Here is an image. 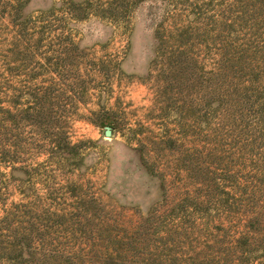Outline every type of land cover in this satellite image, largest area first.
I'll use <instances>...</instances> for the list:
<instances>
[{
  "label": "rangeland",
  "instance_id": "obj_1",
  "mask_svg": "<svg viewBox=\"0 0 264 264\" xmlns=\"http://www.w3.org/2000/svg\"><path fill=\"white\" fill-rule=\"evenodd\" d=\"M21 13L0 0V219L48 210L73 264H264V0ZM60 138L74 158L51 152Z\"/></svg>",
  "mask_w": 264,
  "mask_h": 264
},
{
  "label": "trees",
  "instance_id": "obj_2",
  "mask_svg": "<svg viewBox=\"0 0 264 264\" xmlns=\"http://www.w3.org/2000/svg\"><path fill=\"white\" fill-rule=\"evenodd\" d=\"M6 5V11L8 15L14 19L17 25L22 26V8L26 0H4ZM183 53V50H179V54ZM46 94V88L44 91ZM32 109V108H31ZM4 113H11L9 110L3 108ZM16 114L12 113L11 117ZM33 117V115H30ZM37 116V115H36ZM35 116V117H36ZM37 121V118H35ZM39 122V120L37 121ZM79 145L71 144L65 138L57 140L51 147V152L58 154L62 153L68 157L74 158L77 154ZM7 151L3 148V159L6 157ZM9 159V158H8ZM12 163L13 160H5ZM12 169H14L12 167ZM23 207V209H22ZM28 206L19 204L14 206L13 209L6 211L2 219H0V259L3 255V264H73V256L62 251L59 248H51L48 244V230L50 216L48 210L44 211L42 215L31 210ZM22 217H26L27 220H23ZM248 228H252L249 224ZM2 229H3V241H2ZM243 235L245 248L251 251V247L255 244V236L251 234L249 229ZM106 238L107 243L111 245V250L115 242V237L108 234ZM51 248V249H50ZM118 251V250H114ZM70 253V252H68ZM89 258V263H90ZM118 259V260H117ZM98 264H125L117 258L112 252L98 260ZM78 264V262H77Z\"/></svg>",
  "mask_w": 264,
  "mask_h": 264
},
{
  "label": "water",
  "instance_id": "obj_3",
  "mask_svg": "<svg viewBox=\"0 0 264 264\" xmlns=\"http://www.w3.org/2000/svg\"><path fill=\"white\" fill-rule=\"evenodd\" d=\"M111 135V130L109 127L105 128V136H110Z\"/></svg>",
  "mask_w": 264,
  "mask_h": 264
}]
</instances>
